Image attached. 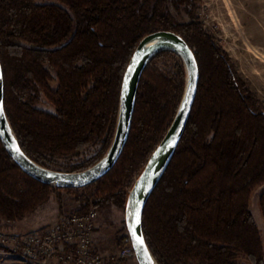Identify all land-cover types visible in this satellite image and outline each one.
<instances>
[{
    "label": "trees",
    "instance_id": "1",
    "mask_svg": "<svg viewBox=\"0 0 264 264\" xmlns=\"http://www.w3.org/2000/svg\"><path fill=\"white\" fill-rule=\"evenodd\" d=\"M174 1L0 0L6 112L22 149L48 168L51 158L100 143L90 158L56 169L85 170L112 143L124 74L141 40L158 30L177 32L196 53L200 81L185 134L147 202L146 240L160 264H264L263 237L250 209L262 187L264 219V102L196 17L174 18ZM166 54L174 53L155 59ZM154 60L139 85L124 152L97 182L80 189L42 183L20 168L0 137V220H22L62 190L75 194L78 213L92 201L96 208H125L185 89L181 60L173 75ZM42 96L53 111L38 106Z\"/></svg>",
    "mask_w": 264,
    "mask_h": 264
},
{
    "label": "water",
    "instance_id": "2",
    "mask_svg": "<svg viewBox=\"0 0 264 264\" xmlns=\"http://www.w3.org/2000/svg\"><path fill=\"white\" fill-rule=\"evenodd\" d=\"M164 52H172L183 61L185 89L168 131L129 191L125 222L138 264H160L146 240L143 217L148 200L177 152L197 97L200 67L194 49L184 37L172 30H158L141 40L124 74L117 125L110 147L96 164L74 172L45 167L30 158L22 149L5 108L4 70L0 60V137L7 152L20 168L34 179L58 188L80 189L100 180L118 163L131 133L143 73L150 63ZM135 213L139 214V223L136 222ZM137 237L143 239V245L137 243Z\"/></svg>",
    "mask_w": 264,
    "mask_h": 264
},
{
    "label": "rangeland",
    "instance_id": "3",
    "mask_svg": "<svg viewBox=\"0 0 264 264\" xmlns=\"http://www.w3.org/2000/svg\"><path fill=\"white\" fill-rule=\"evenodd\" d=\"M169 11L179 22H189L196 17L205 29L213 33L229 53L242 77L264 102V0H175L170 4ZM180 60L181 58L176 54H166L155 59L152 65L165 74L173 75L174 67ZM38 106L47 111L54 110L44 96ZM100 148L101 144L95 143L78 155L51 158L48 166L55 170H65L70 165L95 155ZM261 188L254 192L250 209L264 241V219L259 206ZM94 204L92 201L90 209L95 208L99 212L96 230L98 236L102 241L109 240L106 247L114 251L120 246L122 237L127 232L125 208L115 203L96 208ZM79 209L80 202L76 200L75 194L62 190L53 194L47 203L29 215L37 221L43 217L44 220H40L42 224L36 229L22 227L20 221L23 219L15 222L0 220V229L14 232L41 231L51 223L52 219L55 218L54 223L61 215L78 213ZM101 245L103 248L105 243ZM0 264L30 263L25 258L13 255L7 249L0 247ZM130 264H138V262L132 261Z\"/></svg>",
    "mask_w": 264,
    "mask_h": 264
},
{
    "label": "built area",
    "instance_id": "4",
    "mask_svg": "<svg viewBox=\"0 0 264 264\" xmlns=\"http://www.w3.org/2000/svg\"><path fill=\"white\" fill-rule=\"evenodd\" d=\"M99 212L61 215L44 230L14 232L0 229V247L30 264H130L136 252L128 231L120 246L103 252L96 241Z\"/></svg>",
    "mask_w": 264,
    "mask_h": 264
},
{
    "label": "crops",
    "instance_id": "5",
    "mask_svg": "<svg viewBox=\"0 0 264 264\" xmlns=\"http://www.w3.org/2000/svg\"><path fill=\"white\" fill-rule=\"evenodd\" d=\"M55 219V218H54ZM54 219H52L51 220V223L50 224H52L53 223V220ZM40 220H44L43 219V217H42V219H39V221H37V220H35V219H32L29 215H28V217L26 216L22 221H20V223H21V225H22V227H28V228H34V229H36L37 228V226H40L42 223V221H40ZM46 220V219H45ZM44 222V221H43ZM49 224V225H50ZM95 236H96V241H97V244H98V246H99V249L101 250V251H103V252H111L112 250H110L109 248H107L106 246H107V244H108V241L109 240H104V241H102V240H100V237L98 236V233H97V231H96V233H95ZM99 238V239H98ZM103 239V238H102ZM101 242V243H100ZM102 243H105V246L102 248Z\"/></svg>",
    "mask_w": 264,
    "mask_h": 264
},
{
    "label": "snow or ice",
    "instance_id": "6",
    "mask_svg": "<svg viewBox=\"0 0 264 264\" xmlns=\"http://www.w3.org/2000/svg\"><path fill=\"white\" fill-rule=\"evenodd\" d=\"M135 219H136V222L139 223V214H138V213H135ZM135 234H136V233H135V230H133V235L135 236ZM137 243H138L139 245H143L144 241H143L142 238L137 237Z\"/></svg>",
    "mask_w": 264,
    "mask_h": 264
}]
</instances>
